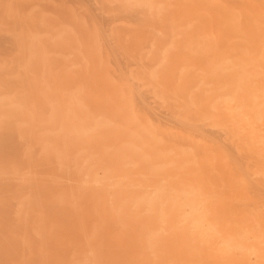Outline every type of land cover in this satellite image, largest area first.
Listing matches in <instances>:
<instances>
[{
    "label": "bare ground",
    "instance_id": "bare-ground-1",
    "mask_svg": "<svg viewBox=\"0 0 264 264\" xmlns=\"http://www.w3.org/2000/svg\"><path fill=\"white\" fill-rule=\"evenodd\" d=\"M0 264H264V0H0Z\"/></svg>",
    "mask_w": 264,
    "mask_h": 264
}]
</instances>
